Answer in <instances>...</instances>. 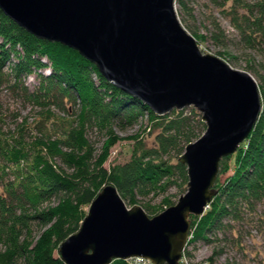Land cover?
<instances>
[{"label": "trees", "instance_id": "16d2710c", "mask_svg": "<svg viewBox=\"0 0 264 264\" xmlns=\"http://www.w3.org/2000/svg\"><path fill=\"white\" fill-rule=\"evenodd\" d=\"M208 1L228 19L244 45L264 54V0ZM175 3L185 29L196 41L203 40L204 35L185 20L193 18L188 2ZM210 26L207 37L223 46L226 35L212 14ZM258 66L262 73L251 62L244 71L258 86L260 113L237 150L220 160L215 193L203 214L189 217L182 254L186 264H193L191 246L212 242L211 236L242 220L243 211L264 205V64ZM28 77L35 80L32 88ZM1 85L37 112L33 122L20 118L13 130L0 129V264H65L58 245L78 230L89 204L106 184L148 216L174 203L165 196L152 205L145 201L149 196L164 195L172 187L179 192L187 188L186 166L178 157L205 130L196 110L153 114L110 85L77 51L35 37L0 9ZM142 118L148 120L144 129L155 131L154 145L146 146L142 134L129 136L134 139L129 160L106 168L111 147L125 139L114 128L126 131ZM90 129L103 135L98 147L87 136ZM222 174L227 177L220 180ZM220 253L214 250L208 264ZM110 264L132 263L114 259Z\"/></svg>", "mask_w": 264, "mask_h": 264}, {"label": "water", "instance_id": "95a60500", "mask_svg": "<svg viewBox=\"0 0 264 264\" xmlns=\"http://www.w3.org/2000/svg\"><path fill=\"white\" fill-rule=\"evenodd\" d=\"M175 0H0L1 11L35 37L56 42L93 63L113 87L163 116L193 107L204 132L178 161L187 190L154 216L127 207L106 184L89 204L78 230L58 245L65 264H110L140 257L179 264L190 215L213 197L219 162L247 138L261 110L253 77L222 58L202 53L181 25Z\"/></svg>", "mask_w": 264, "mask_h": 264}, {"label": "rangeland", "instance_id": "374dc122", "mask_svg": "<svg viewBox=\"0 0 264 264\" xmlns=\"http://www.w3.org/2000/svg\"><path fill=\"white\" fill-rule=\"evenodd\" d=\"M186 1L192 10L193 18H186L185 20L197 33L205 37L203 40L197 41V45L203 54L207 53L220 57L235 70H244L245 66L251 62L252 66L262 73V68H259L258 65L264 64L263 52L257 48H250L244 45L235 30L231 27L228 19L218 9L208 0ZM174 6L177 17L183 26L181 22L183 13L176 3H174ZM211 14L220 24V27L226 35L223 46L214 44L207 37L211 29ZM218 53H222L224 57ZM26 83L32 88L35 80L28 77ZM188 108L194 109L193 107ZM36 112L37 110L35 108L25 104L20 98L15 97L7 86H0V129L2 131L13 130L16 122L20 121V118H27L29 122H33ZM16 116H19V119H16ZM146 123H148V120L142 118L141 121L126 131H120L114 128V133L125 139H120L111 147L109 156L104 163L106 168L129 160L134 143V139L127 138L129 136L142 134V140L146 146L150 147L154 145L155 131L148 133V130L144 129ZM32 133H37V131L33 130ZM87 136L96 147L104 139L101 133H97V131L92 129L88 130ZM225 177H227V174H222L220 180H223ZM186 190L187 188L179 192L176 187H172L164 195H158L157 197L149 196L145 201L154 205L158 204L166 196L175 203L179 196L184 194ZM125 204L127 207H131L127 202ZM241 218L242 220L235 221L231 224V230L225 229L218 231L216 236H211L212 242L206 243L201 241L191 246L190 250L193 253V258L189 260L190 263L208 264V257L212 255L214 250L220 249L221 253L213 257L212 264H264V205L258 204L251 211H243ZM37 231L38 227H34L35 234ZM184 263H187L186 259H182L180 262V264Z\"/></svg>", "mask_w": 264, "mask_h": 264}, {"label": "built area", "instance_id": "2783aa9c", "mask_svg": "<svg viewBox=\"0 0 264 264\" xmlns=\"http://www.w3.org/2000/svg\"><path fill=\"white\" fill-rule=\"evenodd\" d=\"M182 259H185V258L182 256ZM130 260H131L132 264H149L148 260L142 259L140 257H135V258H132ZM181 260H180V262H181Z\"/></svg>", "mask_w": 264, "mask_h": 264}]
</instances>
